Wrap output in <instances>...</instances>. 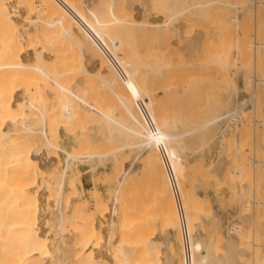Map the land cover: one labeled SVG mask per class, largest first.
I'll return each mask as SVG.
<instances>
[{
	"label": "bare ground",
	"instance_id": "6f19581e",
	"mask_svg": "<svg viewBox=\"0 0 264 264\" xmlns=\"http://www.w3.org/2000/svg\"><path fill=\"white\" fill-rule=\"evenodd\" d=\"M146 1L148 0H125L123 3H121V0H0V264H264V194L259 193L260 199L257 198L254 201H250L251 191H246L250 182L248 179V183L246 181V176L249 172L254 171L255 182H257V177L259 176L258 170L264 169V153H262L264 151V140H262L263 142L261 141L263 146H260L263 151L255 145L256 148L260 149L261 155H263L262 160H260V157L259 160L256 158L257 160L252 159L250 162L248 160L250 157H248L245 162V153H243L245 151V145L251 141L249 136L252 134L248 132L251 126L255 127L252 129H256V131L263 127L261 128L263 131L260 134H264V69H262L264 63L261 64L263 61L262 57L264 58V51L260 53L259 48H257L259 46L264 48V36H260L261 39L263 38L262 41H259L260 38L257 36L259 43L257 42L256 44L258 46L256 45L257 47L255 46L254 48H257L258 50L256 49L255 51H259L260 55H262L259 56L258 54V58L254 54L257 56L255 58L260 60L255 59V61L258 60L261 62L255 63L254 66L258 64L262 65V67L257 66L255 69V73L258 74L257 78L252 66L249 68L252 69L254 74L248 72L249 68L246 67L250 63H248L251 60L249 58L250 55L253 58V53L250 54L249 51L251 52L252 47H254L251 45V48L249 46L245 49V45H250L248 43L249 41L251 43L249 36L244 37L246 31H249V28L246 30L247 24L249 21L252 23L254 19L248 20L250 19L249 15L248 19L243 17L244 19L242 21L239 19L238 14L232 15L231 13L230 15L232 16H229L232 20L230 27L227 28L224 26L225 28L223 27L221 32L218 33L219 36H216L218 37L217 40L213 38L216 42L213 41L212 44H215L209 45L215 47L206 46L207 49L204 46H196L194 44V48H192L193 46L188 47L189 49L185 48L187 49L186 51H190L189 54L191 56L189 58L192 59L191 61H193V58H197L194 60L195 62L193 61L194 63L189 61V65L185 64L188 66H186L187 68L184 67L185 65L183 66L185 60L182 58L180 62L183 63V67L181 68L176 66L178 64H175L176 62L178 63L179 59L175 63L168 61L170 60L168 57H171L169 54H172L171 52L174 49L171 52L170 50L166 52L164 49L169 42L163 44L167 40L172 41L170 40L171 36L164 31L166 27L168 29L171 27L172 30L179 31L187 25V22H189L188 24H193V21L196 19L201 20L200 17L195 16L196 14L208 16V21H212L210 19L213 18V14L217 13L215 11L219 7L220 11L231 6L242 10L249 1L210 0L212 1L211 3L219 6L211 14L212 16L210 18L208 11H213V7L215 6V4L213 6L211 5V9H213L211 10L208 7L211 4L210 2L204 4L206 2H202L203 0H164L171 5L168 7L170 11L167 17L170 15L173 16L170 14L172 11L175 17L177 15L179 16V14H186L184 18L185 22L188 18L191 19V17L195 19H192L193 21L188 20L184 27L182 26L184 24L183 21L182 24L180 22L178 24L176 23L178 20H175V17L172 19L170 16L171 19L169 18V20L164 21L165 18L168 19L166 17L167 13L163 14L166 9H162V6L161 8L156 6L162 10V13H160L161 10H156L157 8H154L150 5L149 1ZM234 3L235 5H233ZM256 3V10L254 11L257 14L258 20L260 19V22L258 24L256 21L255 25H259L258 27L264 26V0L256 1ZM255 5L254 7L251 6V8H249V5V9L246 7L247 11L251 14L254 13L251 9L252 7L255 9ZM179 6L182 7V12L180 11V13H178ZM237 12L236 10L235 13ZM223 13L221 14L225 15ZM192 14H194V17L189 16ZM221 14L218 16V18L220 17L219 19L214 15L216 22L218 19L220 24V19H222ZM244 14H247V12L245 11ZM162 15H165V17L163 18ZM222 20L224 22V18ZM213 23L215 21L211 22L212 25ZM209 24L207 25L209 26ZM196 25L193 24V26L199 27ZM248 26L250 27L249 24ZM258 27V32H262L260 34L264 35V27L263 29H261L262 27L260 29ZM236 29L241 30L242 35L236 33ZM161 31H164L163 34ZM164 33H167V36ZM151 34L153 35L154 41L159 42L160 47L163 48L166 46L163 48L165 54L162 53L160 47L155 56L148 57L149 55L139 52V41L143 37ZM163 35L166 37L163 38ZM206 35L208 36V34ZM168 36H170V39ZM186 39L188 40V37ZM195 43L200 44V40ZM241 43L244 44L241 45ZM122 45H127L132 49V58L129 57V62L123 59L127 51L120 49ZM172 46H169L170 49ZM123 50L124 53L122 54L121 52ZM245 50L249 51L247 52ZM166 53H169L167 54L168 56ZM212 53L215 54V57ZM206 54L213 56H210V58L214 59H211L213 61L212 64L215 63L214 65H209L204 61ZM164 55L168 58L166 62L163 60L165 63L162 62L163 57H165ZM181 55L184 56V54ZM184 59H186V63L189 60L187 58ZM243 60L245 61V65H242L244 64ZM167 61L172 64L167 63ZM232 63L236 66L232 65ZM215 65L218 72L222 75V78L219 81L221 83L219 84L217 82L219 85L216 84L218 90H216L218 92V97H216L218 98V100L216 99L217 107L215 105V108H212L214 109L213 115L210 112L212 116L205 127L199 125V127H196V131H192V129H195L193 128L195 123H193L194 125H192L190 131L185 129V127H189L190 123L185 122L188 126H184L182 125L184 122H181L182 124L174 122L177 119L175 116L174 119L172 117L173 121L165 119L170 115L163 111L162 116L164 120L161 121L162 126L159 125L162 127L159 128V134H154V131L151 132L148 129L145 131L144 128H149L148 123H152L155 120L154 118H156L152 115L153 111L151 110L155 108L154 106L157 108L155 93L150 89L153 82L158 80V83H154V86L156 84L158 85L156 88H153H158L157 90L160 91L161 88L159 89V87L166 84L164 82L160 84V79H166L169 76V80H171L172 76V81L175 80L177 83L178 81L176 80L183 76L181 75V71H183L186 72L183 76L186 82L188 79L186 80L185 76H188V71L189 74L190 71H193L192 74L195 71L202 74L204 71L206 72V66ZM189 66H191L190 69H188ZM126 68L128 70L130 69V71L129 73L127 72L128 76L124 77V79L126 78L125 81H122L120 79H123L122 74L123 76L126 74ZM142 68L144 70L146 69L145 73L143 72L144 70L142 71ZM122 70L125 71L123 72ZM227 70H229L230 74L232 72L237 74L239 71H244L243 81L246 86L255 82V89L250 90V98L251 101H254V105L250 104L249 101L247 102L250 106L253 105L255 112L262 107L259 111V116L255 117L251 115L254 110L250 114H246V112L245 114L241 113L245 109L244 106H247L246 104L248 103H233V95L239 89V84L238 79L232 78ZM120 71H122V74H120ZM173 74H178V78L175 79L176 75L173 76ZM200 79L202 80V78ZM200 79L198 80L197 86H195L197 89L203 87V80L200 82ZM120 81L122 82L120 83ZM172 81H170V84ZM117 82L123 87L119 85L117 87ZM86 85L88 86L87 89H85ZM246 86L245 88H247ZM136 88H138V94L135 95L134 92V96L132 97L131 93L133 92L131 91L133 89L135 91ZM247 89L249 91L250 88ZM79 92L81 95H84L85 99L81 100V95L78 94ZM155 92L157 91L155 90ZM101 93L106 97L105 102H108V100L110 102L111 98H115V104H113L114 101L112 100V104L105 107L107 111L105 114H101L103 117L98 116L95 110L97 107L96 101H99L96 99L98 98L97 95ZM180 94L174 92L173 98L175 100L179 99ZM86 99L89 102V106L91 105L90 108L87 106L89 109L87 107L85 108L88 105ZM83 101L86 102L84 103L86 105L82 103ZM166 101L170 103L167 99ZM158 103L160 104V102ZM156 108L154 109L155 113L157 111ZM108 110L109 113L110 110L112 112L114 111V114L112 112V114L110 113L114 117L112 116L110 118L111 115H108ZM173 111L175 112L174 109ZM171 112L168 111V113ZM222 113L227 114L223 124H220ZM171 115H174V113H171ZM102 118H104V121L107 119L108 123H103ZM99 120H102V124H105L106 127L101 126ZM141 122L143 124L147 122V127H144V130L140 131L144 126L142 124L140 130L138 128L133 129V131L138 130V132L134 135V138L130 137V139H135L136 142L134 144L127 141L124 142L125 140H130L126 137L128 133L125 134V132L123 133L122 131L121 133L120 131L122 129H130L132 131L131 127L133 126L134 128V125L137 124L139 126ZM58 124H61L67 132L70 130L75 135L78 133V137L73 135V137H76H74L75 139L85 137L84 140L81 139L83 141L77 139L81 144L76 140L79 144L78 147H80L79 149L75 148L79 150L78 152L83 150L84 147L81 148L83 144L85 146L91 144V147L92 144H102L103 148H105L104 152L102 147L97 146L103 150V153H100L96 146L93 148L90 147L89 151L88 149L86 151L89 153L84 154L85 157L89 158L84 159H86L85 161L89 160L90 166L86 164L91 168V172L94 175L97 171V159H101L102 161L110 159L113 166L120 160L122 164H125L126 160L122 158H124L123 156L127 151L132 152V149H134L136 152L137 149L139 150L149 145L150 147L154 145L166 146L164 163H173L178 168L175 174L176 182L178 181V185L181 183V186L184 185L185 187L178 188L176 184L177 189H171V184H168L171 182V179L168 177L170 179H167L169 181L168 183L164 182L163 184L162 182L161 184L163 186L160 184L162 187H165V183H167L166 191L162 187L159 191L154 193L152 191V196L163 199V201H161V198V200H158V202L161 201L162 209L158 205V207L156 205V207H153V205H126L128 204L127 200L130 201L129 197L127 198L129 196L127 189V196H125L127 192L123 189L122 191L125 192L124 195L118 192L112 193L106 198L101 196L102 193L99 192V194L98 191L92 190L94 192L92 193L94 205H84L85 201L82 199L84 194L81 189L83 185L80 179L76 180V175L79 172L75 169L76 164L80 162L78 161L80 158L78 155L80 154L77 153L74 147L73 149L78 155L74 154L72 149L70 151L67 148L60 147L57 141L59 140V131H56ZM84 124L89 125L90 129L92 127L91 132L88 130L92 137L91 141H89V137L87 139L85 136L87 134L83 133V136H80L81 134L79 135L82 131L87 130H82ZM99 127L104 131L100 132L101 129L99 130ZM80 128L81 131L79 130ZM118 130L119 132H117ZM130 130H128L129 134L131 133ZM152 130L158 131V127L157 129L154 127ZM190 132H195L194 135H196L193 136ZM118 133H121V136L122 134L126 136L121 137ZM133 133H131L132 136ZM129 134L128 136H131ZM152 137H155L153 139H156V137L159 138L151 141L150 138ZM120 138H122L121 141ZM139 138H142L144 141L141 142ZM248 138H250L249 141ZM217 142L220 144L218 150L220 158L219 160L217 159V162L210 163L211 166L208 164V166L203 165L204 162H199L200 164L197 163L199 166L195 167L192 161L188 159L189 154H192L194 157L195 154L205 152L208 147ZM167 145L172 146L168 147ZM58 151L64 152L67 156L68 162L66 163L64 161L66 164H61L60 153L58 154ZM91 151L92 153H90ZM145 151L148 153L147 150ZM140 152L143 153L142 149ZM248 152L250 154V151ZM164 153L162 154L164 155ZM126 155L129 156L130 152ZM150 156L154 155L150 154ZM223 156H237L239 158L241 156V159L233 157V163L230 165L223 160ZM82 159L81 162H84ZM70 160L78 162H75L76 164L73 167ZM120 162L119 164H121ZM261 163L263 169L258 166ZM197 172L204 180L208 181L211 177L214 178L216 186L219 184L218 186L226 185L230 187L232 193L231 200L238 203V205H235V208H239L241 217L239 215L240 213L238 215L242 222L227 228V242L223 241V231L219 230L217 232V229H221L218 228L220 227L218 225L220 219L212 211L209 200L206 201L203 196L195 195L196 193H193L190 189L192 186L190 184L192 181L191 178L193 177L195 179L199 177ZM183 175L186 176L185 179ZM195 175L196 177H194ZM164 178L166 179L167 175ZM178 178H182L180 180L183 183ZM165 179H162V181H166ZM36 181L37 187L34 190L33 187ZM231 183L235 184L230 185ZM238 184L240 185V190L241 187L245 189L241 193L236 192ZM210 185H212V182ZM234 185H237V187ZM44 186L54 191V200H50L48 196L52 193H43ZM46 189L44 192H48V189ZM139 190L141 191L143 189L140 188ZM169 190L173 192L171 193L173 195L176 193V198L178 197V199L173 198V201H180V204L178 203L179 205L171 203L172 196L169 195ZM176 190L177 192H174ZM140 191L137 196L134 195V198L138 202H144L146 196H148L147 193L150 194V192L148 190L146 192ZM217 192L219 193V191ZM65 193H67L66 197ZM177 193L179 194L177 195ZM165 196L168 198H164ZM76 199L77 201L72 204ZM168 202L169 205H166ZM114 203L116 205H113ZM90 206H93L92 208L95 209L94 215L96 214L102 219H105V225L101 221L97 225L90 220L91 217H87L91 210ZM246 211H251V215ZM127 214L128 217L126 216ZM244 214L246 216H243ZM207 216L210 218L209 220L206 219ZM203 217L209 222H204ZM115 219L117 220L115 221ZM153 221L155 223L157 221L158 223L160 221V224L162 223L161 225L164 230L160 229L161 226H158V229L161 232L165 231L168 235L166 236L164 234L166 238L163 241L157 240L159 235L155 239L153 231L157 226H153ZM206 223L209 226L211 225L208 234H206L205 230ZM151 224H153L152 227ZM220 231L222 232L220 233ZM172 232L175 233L173 234L176 236V240H179V243L181 242V245H179L180 248L176 249L172 244L170 245L169 237L172 235ZM247 254L249 256L248 258L245 257Z\"/></svg>",
	"mask_w": 264,
	"mask_h": 264
},
{
	"label": "rangeland",
	"instance_id": "374dc122",
	"mask_svg": "<svg viewBox=\"0 0 264 264\" xmlns=\"http://www.w3.org/2000/svg\"><path fill=\"white\" fill-rule=\"evenodd\" d=\"M125 0H121V3H123ZM149 1V3H150V5L151 6H153L154 8H161V6H162V9L164 8V10H165V12L163 13V14H166V17L168 16V13H169V11H170V8H168V7H170L171 5L169 4V3H166L164 0H160V2H159V0H148ZM148 1H146V2H148ZM247 1H249V2H251L250 4H249V2H247V5L246 6H244V10L242 9V10H238L237 8H235V6H231L229 9L228 8H224V10H221L222 12H224L225 13V15H222L221 13V11L219 10L220 9V7L217 5V4H215V3H211L212 1H210V0H203L202 2H206V3H204V4H207V3H211L208 7L211 9V5L213 6V4H215V6L213 7L214 8V10L213 9H211V10H213V11H208V15L210 16V18H211V14H213V12L218 8V10H219V12H221V13H219L218 12V10L217 11H215V12H217V13H215V14H213V18H211L210 20H212L213 22L215 21V23H213V25L211 24V22L212 21H208V16H202V15H198V14H196L195 16L196 17H200V19L203 21H201V20H195V19H193L192 17H191V19H189L188 17V19H187V21L188 20H195V21H193V24L194 25H198L199 27H195V26H193V24L191 23V24H188L189 22H187V25H190V26H187L186 25V22H185V20H184V18H185V16H186V14H179V16L177 17H175L174 15V13L171 11L170 12V14H172L173 16H171L172 17V19L175 17V20H178L176 23L178 24V22H180L181 24H182V21H183V27L184 28H182L181 30H179V31H181V32H179L178 30V32L179 33H181V34H179L177 31H175L174 29L172 30V28L171 27H169V29H168V27H166V29L165 28H163V29H165L164 31L165 32H167L168 33V35H170L171 36V39L169 38L170 36H168V38L170 39V40H172L171 42L170 41H166V42H164V40H163V44H167L168 42H169V44H167V47L165 46V45H163V46H165V47H163V48H165L164 49V51H166L167 52V50H168V52H169V50H170V52L172 51V49H174L173 50V52H171L172 54H169V53H166V55L167 54H169V55H171V57L169 56L168 58L170 59V60H168V58H167V56L166 55H164L165 57H163V59H162V62H164L163 60H165V62H166V60H168V61H171V62H173V63H175L176 61H178L177 59H179V61H178V63L176 62L175 64H178V65H176L177 67H183L185 64H187V65H189L188 63H190V62H192V63H194L195 61L194 60H196L197 58H193V61H191L192 59H190L189 57L191 56V54H189L190 53V51H186L187 49H189L188 47H190V46H193L192 48H194L195 46H194V44H196V46H204L205 48H207V47H215V46H209V45H211L212 43H213V41H214V39L213 38H215L216 40H217V38L218 37H216V36H219V32H221V30H222V28L225 26V27H227V28H229L230 27V25L232 24V20L230 19V17L233 15V14H238V16H239V19L240 20H242V19H244L243 17H245V18H247L248 19V17L250 18V19H248V20H252L253 18V20H252V23H250L251 21H249V25H250V27L248 26V24H247V28H246V30L249 28V31L247 30L246 31V33L248 32V34H246L245 32V36L244 37H248L249 36V39L251 40V43H250V41L248 42L250 45H245V49H247V47H249L250 46V48H251V45H253L254 47H252L253 49V51L251 50V52L249 51V50H245V51H249V53L250 54H252L253 53V58H251V55H250V61H248V63L250 64H246L247 66V68H249L250 66H252V69H254L253 70V72L255 73V69H256V67L258 66H261L262 67V65L261 64H263L264 63V58L262 57V59H263V61H262V63L261 62H259L260 60L258 59L259 58V56H262V55H260V53H263V51H264V48H261L260 46L259 47H257L258 46V44H256L257 42H258V39H259V41H262V39H261V37L262 36H264V35H261L260 33H262V32H258V30H257V27L259 26V25H255V23H256V21L258 22V24H259V22H260V19L258 20V17H257V14H255L256 12L254 11V10H256V5H257V3H256V1H259V0H247ZM165 2V3H164ZM137 3V2H136ZM154 4V5H152V4ZM255 3H256V5H255ZM159 4V5H158ZM166 4V5H165ZM163 5H165L164 7H163ZM216 5H217V7H216ZM233 5H235V3L233 4ZM237 5V4H236ZM250 5V6H249ZM254 5H255V9H253V7H254ZM157 6V7H156ZM160 6V7H159ZM248 6H249V8H251V6H253L252 7V12H254V13H250V12H248L247 11V8H248ZM180 7V9L178 8V13H180V11L182 12V7L181 6H179ZM247 7V8H246ZM156 9V10H161V9ZM208 8V10H210ZM235 8V9H234ZM248 8V9H249ZM227 11H226V10ZM234 10H235V12H236V10L238 11L237 13H235L234 12ZM226 11V12H225ZM245 11L247 12V14H244L245 13ZM160 13H162V10H161V12ZM219 13V14H218ZM223 13V14H224ZM232 13V15H230ZM253 16H251L250 14ZM218 14V16L221 14L222 16V19L224 18V22H222L223 20L222 19H220L221 21V24L218 22V19L220 18H218V16H216ZM255 16H254V15ZM214 15L218 18L217 19V22H216V17H214ZM227 15V16H226ZM245 15V16H244ZM249 15V16H248ZM163 16V18L165 17V15H162ZM167 17L168 19H164V21H166V20H169V18L171 19V17ZM184 16V17H183ZM189 16H193L194 17V14H192V15H189ZM224 16V17H223ZM230 16V17H229ZM227 17V18H226ZM252 17V18H251ZM176 18H178V19H176ZM181 18V19H180ZM202 18H204V19H202ZM207 18V19H206ZM199 19V18H198ZM205 19H206V22H205ZM227 19V20H226ZM246 19V21H248ZM174 20V21H175ZM180 20V21H179ZM255 20V21H254ZM243 21V20H242ZM191 22V21H190ZM195 22V23H194ZM199 23V24H198ZM202 23L204 24L203 26H202ZM208 23H210L209 24V26L207 25ZM243 23V22H242ZM206 24V25H205ZM219 24H220V26H219ZM223 24V25H222ZM191 25H192V27H191ZM196 25V26H197ZM253 25V26H252ZM202 26V27H201ZM208 28H207V27ZM217 26V27H216ZM245 26V25H244ZM244 26H242V27H244ZM255 26H257V27H255ZM194 27V28H193ZM216 27V28H215ZM224 27V28H225ZM251 27H253V28H251ZM260 27H262L261 29H263V27L264 26H260ZM260 27H258L259 29H260ZM191 28H192V32H191ZM251 28V29H250ZM185 29H186V31H185ZM208 29V30H207ZM168 30V31H167ZM169 30H171V31H169ZM229 30V29H228ZM239 29H236V33H239V34H241L242 35V33L240 32L241 30H239ZM257 30V31H256ZM264 30V29H263ZM164 31H161V33L163 34V32ZM224 31V30H223ZM243 31H245L244 29H243ZM170 32V33H169ZM187 32V33H186ZM189 32V33H188ZM229 32V31H228ZM252 32H253V34H252ZM256 32V33H255ZM258 32V33H257ZM264 32V31H263ZM167 33H164V35H166L167 36ZM178 33V34H177ZM184 33V34H183ZM187 34V36H186V34ZM215 33V34H214ZM233 33V32H232ZM162 34H161V37H162ZM177 34V35H176ZM206 34H208V36H209V34H211L209 37L206 35ZM218 34V35H217ZM257 34V35H256ZM163 35V38L164 37H166V36H164ZM174 36V38H172L173 36ZM198 35V36H197ZM203 37H202V36ZM229 35H230V33H229ZM234 35H235V33H234ZM153 35L151 34V35H147V36H145V37H143L142 38V40H140L139 41V46H138V50H139V52H141V53H144V54H146V55H149L148 57H150V56H152V55H156V52L159 50V42H156V41H154V39H153V37H152ZM184 36H186V37H184ZM233 36V35H232ZM253 36V37H252ZM257 36L259 37V38H257ZM261 36V37H260ZM183 37V38H182ZM188 37V40L186 39ZM190 37H192V38H190ZM256 37V38H255ZM167 39V38H166ZM183 39H186V40H183ZM192 39V41H193V44L191 45V43H192V41H190ZM206 39V40H205ZM245 39V38H244ZM161 40V41H162ZM200 40V44H198V43H195L196 41H199ZM202 40H203V42H202ZM216 40L214 41V42H216ZM243 40V39H242ZM248 40V39H247ZM204 41H205V43H204ZM256 41V42H255ZM263 41H264V39H263ZM207 42V43H206ZM253 42V43H252ZM190 43V44H189ZM248 43H245V44H248ZM259 43V42H258ZM161 44V43H160ZM198 44V45H197ZM206 44V45H205ZM215 44V43H214ZM214 44H212V45H214ZM242 44H244V43H241V45ZM171 45H173L172 47H171V49H170V47L169 46H171ZM257 45V46H256ZM124 46V47H123ZM207 46V47H206ZM255 46L257 47V48H259V50H260V53H259V51L258 52H256L255 50L257 49H254L255 48ZM123 47V48H122ZM174 47V48H173ZM156 48V49H155ZM161 49H162V53H164L165 54V52L163 51V48L162 47H160ZM168 48V49H167ZM185 48H187V49H185ZM191 48V49H192ZM121 50L122 49H125V51H127V54H126V56H125V54H124V56H125V58H123V59H126V61L127 62H129V60H130V58L129 57H131L132 58V56H131V54L133 53L132 52V49L130 48V47H128L127 45L125 46V45H122L121 46V48H120ZM131 49V50H130ZM177 49V50H176ZM208 49V48H207ZM206 49V50H207ZM210 49H212V48H210ZM249 49V48H248ZM258 50V49H257ZM177 51H179V52H177ZM209 51V50H208ZM213 51V50H212ZM132 52V53H131ZM151 52V53H150ZM177 52V53H176ZM185 52V53H184ZM256 52V53H255ZM120 53V52H119ZM119 53H117L119 56H121V57H123L121 54H119ZM122 54L124 53V50H123V52H121ZM189 55H188V54ZM178 54V55H177ZM181 54H184V56L183 55H181ZM208 54H209V52H208ZM257 55L258 56V54H259V56H258V58H255V57H257V56H255V55ZM264 54V53H263ZM128 55V56H127ZM163 55V54H162ZM179 55H180V57H179ZM188 55V56H187ZM207 55V54H206ZM204 56V61H206L209 65L211 64V65H214V64H212V62L213 61H211V59L212 58H210V56H214L215 54H213L212 53V55H207V56ZM182 56V57H181ZM209 56V57H208ZM212 56V57H213ZM208 57V59H209V61H208V59H206ZM215 57V56H214ZM164 58H166V59H164ZM181 58L183 59V60H185L184 61V64L183 63H181L180 62V60H181ZM184 58H187V60H188V62L186 63V59H184ZM247 58V57H246ZM261 58V57H260ZM128 59V60H127ZM203 59V58H202ZM248 59V58H247ZM247 59H246V61H247ZM255 59H258L257 61H255ZM199 60H200V58H199ZM212 60H214V59H212ZM249 60V59H248ZM125 61V60H124ZM167 61V63H169ZM190 61V62H189ZM203 61V60H202ZM203 61V62H204ZM164 62V63H165ZM170 62V63H171ZM181 64H180V63ZM245 61L243 60V63H244ZM169 63V64H170ZM196 63H198L197 61H196ZM257 64V63H261L260 65L258 64V65H255L254 66V64ZM172 64V63H171ZM182 64H183V66H182ZM208 64H206V65H208ZM230 64H231V62H230ZM187 65H185L184 67H186ZM218 65V64H217ZM232 65H234L233 63H232ZM242 65H245V63L244 64H242ZM264 65V64H263ZM234 66H236V65H234ZM233 66V67H234ZM188 67V66H187ZM186 67V68H187ZM190 67L191 66H189V68L188 69H190ZM207 68V70H206V72H207V74H206V72L204 71V73H202V74H200L199 72H197V71H195L194 72V74H192V72L190 71V74H189V71H188V73H187V75L189 76H185V78H186V80L188 79V81H186L185 82V79H184V75H185V73L186 72H183V71H181V75H183V76H179L180 77V79L178 78V74L176 75V74H173V76L174 75H176V77H175V79H177L178 78V80H176V81H178L177 83L175 82V80H173L172 81V76H171V80H169L170 79V77L168 76V78L166 77V79H160V81H159V83L160 84H162L163 82L164 83H166L165 85H161L162 87H159V89H160V91L159 90H157V89H155L156 88V86L158 85V84H156V86H154L155 84L154 83H158L157 81H155V82H151L152 83V85H151V88L150 89H152V91H154V95L156 96L155 98V100H156V105H157V108H156V106H154L156 109H157V111H156V113H155V108L154 109H151L153 112H152V115L154 116V117H156V118H154L155 120L154 121H152V123H148V126H149V128L146 126L147 125V122H145V124H143L142 122H141V124L138 126V124L137 125H134V128H133V126L132 125H129V126H132L131 128H132V131L130 130V129H125V130H121L120 132L122 133V131H123V133L125 132V134H129V131L128 130H130L131 131V133H133V136L131 135V133L129 134V135H131V136H128V134H127V136L125 135V134H122V136L121 137H128L129 139H130V137H132V138H134V135L138 132V130H140V128L142 127V124L144 125L143 127H142V129L140 130V131H143L144 129H145V131L148 129L149 131H151V132H153L154 134L155 133H157V134H159V128H162V127H160L159 125H161L162 126V124H161V121L162 120H164L163 119V116H162V112L164 111V113H167V114H169L170 116H168L167 118H165V119H170V120H172L173 121V119L176 117L177 119H176V121L174 120V122H178V123H180V124H182L181 122H184L182 125H184V126H188L185 122H188V124H189V127H185V129H188V130H190L191 131V127H192V125H194L193 123H195V125L193 126V128H195V129H192V131L194 130V131H196V127H199V125L201 126V127H205V125L207 124V122L209 121V119L211 118V116L213 115V112H214V109H212V108H215V105H216V107H217V100H218V98H216V97H218V90H217V86H216V84H217V82L219 83V81H221V78H222V75L220 74V72H218V69H217V67H216V65L215 66H206ZM213 67V68H212ZM264 67V66H263ZM262 67V69H264ZM209 68V69H208ZM212 68V69H211ZM218 68H219V65H218ZM234 68H236V67H234ZM250 69V68H249ZM248 69V72H252V69H250L249 70ZM128 69L126 68V71L125 70H122L123 72L125 71V73L126 74H124V76H123V74H122V71H120L121 73L120 74H122V77H123V79H120V80H122V81H125V79H124V77H126V76H128V73H129V71H130V69L127 71ZM144 70V68H142V71ZM181 70V69H180ZM185 70V69H184ZM210 70V71H209ZM228 72H229V70H227ZM226 71V72H227ZM128 72V73H127ZM144 73L146 72V69L143 71ZM182 72H183V74H182ZM232 72V71H231ZM240 72V73H239ZM237 74H234L233 72L230 74V72L228 73L230 76H232V78H237L238 79V84H239V89L235 92V94L233 95V103L235 102V103H237V104H245V103H248L247 101H249V103L250 104H253L254 105V101H251V91L250 90H254L255 89V86H254V84H255V82H252L253 84H251V85H248V86H246V85H244L245 84V82L243 81V76H244V71H239ZM252 72V73H253ZM218 73V74H217ZM253 73V74H254ZM180 74V73H179ZM234 74V75H233ZM191 75V76H190ZM193 75V76H192ZM236 75V76H235ZM255 75H256V78H257V76H258V74H256L255 73ZM121 76V75H120ZM188 77V78H187ZM191 77H193L192 79H191ZM206 77V78H205ZM121 78V77H120ZM181 78H182V80H181ZM200 78H202V80H203V87L202 88H200V89H197V88H195V86H197V83L199 82L198 80L200 79ZM168 79V80H167ZM119 80V79H118ZM161 80H163V81H161ZM201 79H200V82L202 81ZM207 80V81H206ZM216 82H215V81ZM218 80V81H217ZM256 80V79H255ZM255 80H253V81H255ZM122 81H120V83L122 82ZM170 81H172L171 82V84H170ZM88 83H89V81H87ZM87 82H85L86 84H87ZM100 82V81H99ZM207 82V83H206ZM118 83V84H117ZM116 83V86L118 87V85L120 86V87H123V86H121L120 84H119V82H117ZM141 83V82H140ZM176 83V84H175ZM180 83V84H179ZM211 83V84H210ZM221 83V82H220ZM219 83V84H220ZM188 84V85H187ZM219 84H217V85H219ZM207 85V86H206ZM115 86V87H116ZM171 86V87H170ZM205 86V87H204ZM214 86V87H213ZM245 86L247 87V88H250L249 89V91H250V93H249V91H247L248 89L247 88H245ZM87 85H86V88L85 89H87ZM153 87H155V88H153ZM206 87H208V88H206ZM215 87H216V89H215ZM206 88V89H205ZM84 89V90H85ZM137 89L138 88H136L135 89V91H134V89L131 91V92H133V93H131V95H132V97L134 96V92H135V95H137L138 94V91H137ZM157 91V92H155V90ZM165 89H166V91H165ZM201 90V91H200ZM203 90V91H202ZM215 90V91H214ZM217 90V91H216ZM86 91V90H85ZM207 91V92H206ZM174 92H178V93H181L180 94V98L179 99H177V100H175L174 98H173V94H174ZM215 92H216V94H215ZM78 94H80L81 95V93L79 92ZM161 94H164V95H161ZM168 95V96H167ZM184 95V96H183ZM190 95V96H189ZM213 95V96H212ZM83 96V97H82ZM89 96H91V95H89ZM162 96V97H161ZM236 96V97H235ZM97 97L98 98H96L97 100H99L98 102L96 101V105H97V107L95 108V110H96V112H97V114H98V116H101V117H103L101 114H105L106 113V111H107V108H105V107H108V105H111L112 104V102L115 100V98H111L110 99V102H109V100H108V102L106 103L105 102V96H103L102 95V93L100 94V95H97ZM168 97V98H167ZM182 97H183V99H182ZM185 97H187V98H185ZM213 97V98H212ZM87 99H88V97H86ZM83 99H85V97H84V95L82 94L81 95V100H83ZM86 99V102L88 101ZM108 99V98H107ZM166 99L168 100V102H170V103H167V101H166ZM207 99V100H206ZM210 99V100H209ZM214 99H215V101H214ZM217 99V100H216ZM113 100V101H112ZM159 100V101H158ZM85 101V100H84ZM82 102L83 104L84 103H86V102ZM92 101V100H91ZM90 101V102H91ZM163 101V102H162ZM183 101V102H182ZM191 101H193V102H191ZM158 102H160V104L158 103ZM178 102V103H177ZM214 102V103H213ZM98 103V104H97ZM99 103H100V105H99ZM106 103V104H105ZM110 103V104H109ZM167 103V105H166V107H165V104ZM205 103V105H203ZM207 103V104H206ZM209 103V104H208ZM216 103V104H215ZM246 104L247 106H244L245 107V109H244V111L242 110V114L244 113L245 114V112H246V114H250V112H252L253 110H254V107H253V105H251L252 107H253V109H252V107L250 106V104ZM82 104V105H83ZM87 104L88 105H86V104H84V105H86L85 106V108L88 106L89 108L91 107V105L89 106V102H87ZM91 104V103H90ZM102 104H103V106H102ZM113 104H115V101L113 102ZM176 104V105H175ZM83 105V106H84ZM105 105H107V106H105ZM163 105V106H162ZM212 105H214L213 107H212ZM159 106H160V108H159ZM209 106V107H208ZM87 107V108H88ZM168 107H169V109H171L172 110V112H171V110H169L168 109ZM209 109H208V108ZM88 108V109H89ZM99 108V109H98ZM167 108V109H166ZM248 108V109H247ZM262 108V107H261ZM261 108H260V110H261ZM161 109V110H160ZM173 109L175 110V112L173 111ZM178 109V110H177ZM247 109V110H246ZM212 110V111H211ZM259 109H258V111L256 110V112H255V110L251 113V115H254L255 117L256 116H259L260 114H259V111H260ZM161 111V112H160ZM168 111L169 112H171L172 114L174 113V115H171V113H168ZM112 111L110 110V113H111ZM114 112V111H113ZM112 112V113H113ZM151 112V111H150ZM149 112V113H150ZM212 113V115H210L211 113ZM248 112V113H247ZM109 113V110H108V115L110 116L111 114ZM154 113H155V115H154ZM204 113V114H203ZM258 113V114H257ZM94 114H95V112H94ZM96 114V115H97ZM114 114V113H113ZM117 114V113H116ZM178 114V115H177ZM189 114V115H188ZM192 114V115H191ZM194 114V115H193ZM201 114V115H200ZM226 114L227 113H222L221 114V119H220V124H223V122H224V119L226 118ZM95 115V116H96ZM118 115V114H117ZM117 115H115V116H117ZM210 115V116H209ZM106 116H107V114H106ZM108 116V117H109ZM114 117V115H111L110 116V118L111 117ZM119 116V115H118ZM117 116V117H118ZM162 116V118H160ZM165 116H167V115H165ZM164 116V117H165ZM175 116V117H174ZM179 116V117H178ZM184 116V117H183ZM194 116V117H193ZM200 116V117H199ZM97 117V116H96ZM159 117V118H158ZM170 117V118H169ZM172 117H173V119H172ZM186 117V118H185ZM98 118V117H97ZM105 118V117H104ZM104 118H102L103 119V121L102 120H99L100 121V124H101V126L103 125L102 124V122L104 123V122H106V124L108 123L107 122V119L104 121ZM182 119V120H179V119ZM184 118H185V120H184ZM159 119V120H158ZM196 119H197V121H196ZM117 120H119L118 118H117ZM184 120V121H183ZM102 121V122H101ZM159 121V122H158ZM205 121H206V123H205ZM153 123H154V125H153ZM158 123V124H157ZM152 124V128L150 127V125ZM186 124V125H185ZM197 124V125H196ZM201 124H203V125H201ZM59 125V126H58ZM56 127H57V130L56 131H59L58 132V139L59 140H57L58 141V143H59V145H60V147L61 148H67V149H72L74 152V154H76V155H78L77 153H79L80 155H78V156H80V158H79V160L78 161H80L81 162V159H82V157H83V159H82V161L84 160V162H78V161H75L74 162V160H70V162H71V164L73 165V167H74V164H76V167L78 168H76L75 167V169L76 170H78V172L79 173H77V175H76V180H81V182H82V188L79 186V188H81L82 190H83V200L85 201V204L84 205H94L93 204V201H92V193H94L92 190H94V191H98V193L100 192V193H102L101 194V196L103 197V198H106L108 195H111L112 193H121L122 195H124L125 194V192H123L122 190L124 189V191H126V189H127V191L129 192V196H127L128 195V192L126 193V195L125 196H127V198L129 197V200L130 201H128L127 200V203L128 204H126V205H153V207H156L157 205L158 206H160L159 208L160 209H162L163 207H161L162 206V204H161V201H163V199L161 198V197H154V196H152L153 195V193L154 192H156V191H159L160 190V188L163 186L161 183L163 182V184H164V182H169L168 180H170L171 182H169L168 184H171L170 186H171V189H173V190H175V188H176V184L178 183V181L176 182V177H175V174L177 173V171H178V168H176V166L173 164V163H164V158H165V153H164V151H165V149H166V146H158V145H154V146H151L150 147V145L149 146H146V147H143V148H140L139 150L137 149L136 150V152H135V150L134 149H132V152L131 151H127V153H125V155L123 156L124 158H122V159H124V160H126L125 161V164L123 163H121L120 161V163L121 164H119V162H117L114 166H113V164H112V162L110 161V159H107L106 161H102L101 159L99 160V159H97L96 160V162H97V171L95 172V175L91 172V168L89 167L90 166V162H89V160H87V161H85L86 159H89L88 157H85L84 156V154H86V153H89V152H86L87 151V149H88V151H89V148L91 147V144L90 145H87V143H86V145L87 146H85V144H83V145H81V148L82 147H84L83 148V150H81V152H78L79 150H77V149H79L80 147H78L79 146V144L78 143H80L81 144V142H79V140L80 141H83L84 140V138L85 137H80L81 139H83V140H81V139H79V138H77V139H79V140H77V139H75L76 137L75 136H77L78 137V133H76L77 135H75L74 133H71L72 131H70V130H68V132H67V130L66 129H63L64 127L63 126H61V124H58ZM156 125V126H155ZM61 126V127H60ZM99 126V125H98ZM103 126H105V124L103 125ZM136 126V127H135ZM155 127V129H157V127H158V131H156V130H152V129H154V127ZM83 127V128H82ZM81 128H82V130L83 129H87V130H84V131H87V132H84V131H82L81 133H79V135L80 136H83L82 134L84 133V134H87V135H85L86 137H87V139H88V137H89V141H91L92 140V137L90 136V133H89V131L91 132V129H92V127H91V129L89 128V125H86V124H84V126H82ZM106 127V126H105ZM108 127V126H107ZM144 127H147V128H144ZM61 128V129H60ZM81 128L79 129L80 131H81ZM126 128H128V127H126ZM130 128V127H129ZM135 128H138V130H134L133 131V129H135ZM144 128V129H143ZM175 128V127H174ZM252 128H255V127H250V129H249V131L248 132H250L249 134H252L251 136H249L250 138H251V141H249V139L250 138H248V143L245 145V151L243 152V153H245V158L246 159H244V161L245 160H247V158L248 157H250V158H248V160L250 161H252V159L253 160H259L260 159V157H261V159L260 160H262L263 158V155H261V153H260V149H262L260 146L262 145L263 146V144H262V140H264L263 138H264V134H260V133H262V129L261 128H263V127H261V128H259V129H257V131H258V133H257V131H256V129H252ZM101 129V130H100ZM103 129H104V127H103ZM106 129V128H105ZM151 129V130H150ZM261 129V130H260ZM66 130V131H65ZM89 130V131H88ZM99 130H100V132L102 131H104V130H102V128H100L99 127ZM254 130V131H253ZM79 131V132H80ZM128 131V132H127ZM185 131V130H184ZM62 132V133H61ZM65 132H67V133H65ZM70 132V133H69ZM117 132H119V130L117 131ZM186 132V131H185ZM189 132V131H188ZM252 132V133H251ZM256 132V133H255ZM191 133V132H190ZM194 133L195 132H193V133H191V134H193V136H195L194 135ZM187 134H189V133H187ZM191 134H189L190 136H192ZM68 135V136H67ZM73 135H75L74 137H73ZM125 135V136H124ZM257 135V136H256ZM73 138H72V137ZM68 137V138H67ZM153 138H155V137H152V138H150L151 139V141L152 140H156V139H158L157 137H156V139H153ZM258 138V139H257ZM261 138V139H260ZM61 139V140H60ZM69 139V140H68ZM72 139V140H71ZM74 139H75V141H74ZM127 139V138H126ZM142 139V138H141ZM140 138H139V140L141 141V142H143L144 140L142 139L141 140ZM76 140L78 141V143L76 142ZM86 140V139H85ZM122 140V138H120V141ZM123 140H125V138H123ZM179 140V139H178ZM181 140V139H180ZM256 140H258V142H256ZM74 141V142H73ZM87 141V140H86ZM130 142L131 144H134L136 141H135V139H130V140H125L124 142ZM145 141H146V139H145ZM262 141V142H261ZM253 142V143H252ZM255 142H256V144H255ZM74 143H77V144H74ZM98 144H100V143H98ZM258 144H259V146H258ZM219 142H217V143H214L213 145H211L210 147H208L207 148V150H205V152H203V153H197V154H195V156L193 157V155L192 154H189L188 155V159L189 160H191L192 161V164L193 165H195V167L196 166H199V164L200 163H202V162H204L203 163V165L205 164V165H209V166H211V164L210 163H215V162H217V159L219 160V158H220V156H219V153H218V150H219ZM255 145H257V147L259 148L260 147V149H258V148H256V146ZM67 146V147H66ZM71 146V147H70ZM94 146H100V147H102V149L104 150L105 148H103V146H102V144L101 145H95V144H92V147L91 148H93ZM168 147H170V146H172V145H167ZM251 146V147H250ZM73 147H74V149L75 148H77V149H75V150H77V153L75 152V150L73 149ZM88 147V148H87ZM164 147V148H163ZM247 147H249V148H251V149H253V150H251V149H249V148H247ZM253 147V148H252ZM98 148V149H97ZM96 149L98 150V152H100V153H103V150L102 149H100L99 147H97ZM148 148V149H147ZM151 150H150V149ZM159 148H160V150H162V151H160L159 150ZM86 149V150H85ZM100 149V150H99ZM141 149H142V152L143 153H141L140 151H141ZM153 149V150H152ZM92 150V149H91ZM95 150V149H94ZM93 150V151H94ZM145 150H147V152L150 150V152H148V153H146V151ZM209 150V151H208ZM258 150V151H257ZM71 151V150H70ZM83 151V152H82ZM145 151V152H144ZM152 151H154V152H152ZM160 151V152H159ZM248 151H250V154H249V152ZM262 151H263V149H262ZM261 151V152H262ZM104 152H105V150H104ZM129 152H130V155L128 156V155H126V154H129ZM134 152V153H133ZM164 153V155L162 154V153ZM60 153V154H59ZM90 153H92V151L90 152ZM206 153V154H205ZM248 153V154H247ZM255 153H257V154H255ZM262 153H264V151L262 152ZM58 154H59V156H60V158H61V164L62 165H64V164H66L68 161H67V156L64 154V152L62 153L61 151H58ZM83 154V155H82ZM133 156H132V155ZM135 154V155H134ZM150 154L152 155H154V156H150ZM215 154V155H214ZM246 154H247V157H246ZM82 156V157H81ZM128 158H126V157ZM164 156V157H163ZM189 156H190V158H189ZM243 156V155H242ZM131 157V158H130ZM139 157V158H138ZM233 157H236V158H238V159H241V156H240V158L239 157H237V156H233ZM232 156H223V160H225L226 162H228L230 165H232V163H233V160H234V158H233ZM244 157V156H243ZM65 158V159H64ZM84 158H86V159H84ZM126 158V159H125ZM141 158V159H140ZM213 158V159H212ZM257 158V159H256ZM199 159H200V161H199ZM123 160V161H124ZM129 160V161H128ZM264 160V159H263ZM64 161L66 162V163H64ZM102 161V162H101ZM212 161V162H211ZM242 161H243V159H242ZM250 161V162H251ZM73 162V163H72ZM104 162V163H103ZM200 162V163H199ZM246 162V161H245ZM89 165H87V164ZM107 163V164H106ZM197 163H199V164H197ZM242 163V162H241ZM244 163V162H243ZM110 164V165H109ZM119 164V165H118ZM197 164V165H196ZM104 165V166H103ZM123 167H122V166ZM207 165V166H208ZM263 165H264V163H263ZM101 166V167H100ZM175 166V167H174ZM259 166V168L261 167L262 169H263V167H262V163H261V165H258ZM107 168V169H106ZM136 170V171H135ZM138 170V171H137ZM189 171H191V170H189ZM259 171V176L257 177L258 179H257V182H255V178H254V171L252 170V172L250 171H248L249 172V174L246 176V181H247V179L251 182H249V184H248V186L249 187H247L246 188V191L247 192H249V191H251V193H250V195H251V200L250 201H254V200H256L257 198H259V195L261 194V193H263L264 194V169L263 170H258ZM260 171H262V172H260ZM198 173V172H197ZM188 174V173H187ZM166 175H167V178L165 179L164 177H166ZM190 175V174H189ZM198 176L200 175L199 173L197 174ZM177 176V175H176ZM184 176V175H183ZM191 176V175H190ZM189 176V177H190ZM201 176V175H200ZM196 177V175L194 176V177H196L195 179L192 177L191 178V180L189 179V181H191V183L190 184H192V186L190 187V189L193 191V193H196L195 195H200V196H203L204 197V200H209V205H210V207L212 208V211L215 213V215L220 219V223L218 224V225H220V227H218V228H221V229H217V232H219V230H222V231H220V233L222 232L223 234H222V236H223V241H225V242H227V240H228V237H227V235H226V232H227V228L228 227H231V226H233L234 224H238V223H241L242 221H241V219H240V217H241V212H240V210H239V208H235V205H238V203H235V202H233L232 200H231V198H232V193H231V190H230V187H227L226 185H220V186H216L215 184V179L214 178H210V179H212L211 181H210V179L207 181V180H204V178H202V177ZM39 177V176H38ZM170 179H169V178ZM178 177V176H177ZM181 177V176H180ZM185 177L186 176H184L183 178L185 179ZM162 179H165L166 181H162ZM168 179V180H167ZM179 180L180 179H182V178H178ZM177 179V180H178ZM187 179V178H186ZM194 179V180H193ZM38 180H39V178H38ZM200 180H201V182H200ZM203 180V181H202ZM97 181V182H96ZM161 181V182H160ZM187 181V180H186ZM186 181H184V182H186ZM207 183H205V182ZM210 181V182H209ZM180 182H182L181 180H180ZM203 182V183H202ZM212 182V185H210V183ZM254 182V183H253ZM167 183H165V187H162V189H164L165 188V191H166V185H167ZM183 183V182H182ZM187 183V182H186ZM247 183H248V181H247ZM255 183H257L256 184V186H254L255 185ZM162 186H161V185ZM233 184H235V183H231L230 185H233ZM34 190H36V187H37V181L34 183ZM178 185V184H177ZM147 186H148V188H147ZM214 186V187H213ZM215 186H216V188H215ZM229 186V185H228ZM234 186H236L237 187V185H234ZM252 186V187H251ZM258 186V187H257ZM146 187V188H145ZM168 187V186H167ZM178 188H181V187H185L184 185H182L181 186V183H179V185L177 186ZM189 187H187L188 189H189ZM223 187V188H222ZM47 187L46 186H44V190L46 189ZM140 188H142L143 190H141V191H143V192H146V190H148L149 192H150V194L149 193H147L148 194V196H146V199H145V201L144 202H138V201H136V198H134V195L135 196H137L138 195V193H139V189ZM228 188V189H227ZM257 188H260V189H257ZM48 189V192H44V190H43V193L44 194H50V193H52V194H50V195H48L49 196V198H50V200H54V198H55V196H54V191L53 190H50L49 188H47ZM46 189V190H47ZM85 189V190H84ZM88 189V190H87ZM144 189H146V190H144ZM154 189V190H153ZM156 189V190H155ZM161 189V191H163ZM177 189V188H176ZM221 189V190H220ZM238 189V190H237ZM89 190H91L90 192H89ZM137 190V191H136ZM139 190V191H138ZM180 190V189H179ZM215 190H217V191H219V193L217 192V191H215ZM245 189H243L242 187H241V190H240V185L238 184V188H236V192L237 193H241V192H243ZM50 191V192H49ZM52 191V192H51ZM88 191V192H87ZM140 191V192H141ZM153 191V193L151 194V192ZM204 191V192H203ZM259 191V192H258ZM263 191V192H262ZM168 192H170V190L168 191ZM174 192H177V190L176 191H174ZM99 193V194H100ZM171 193H173L172 191L170 192V196H172L171 197V203H174V205H179L180 204V201H177L176 200V202H177V204H176V202H174L173 201V198L175 199L176 198V193H175V195H173V194H171ZM260 193V194H259ZM43 194V195H44ZM179 193H177V195H178ZM249 194V193H248ZM66 195H67V193H65V197H66ZM256 195H257V197H256ZM53 196V197H52ZM154 197V198H156V199H154V198H152V197ZM216 196V197H215ZM231 196V197H230ZM264 196V195H263ZM262 196V197H263ZM261 197V196H260ZM162 200H161V199ZM164 198H168L167 196H165ZM207 198V199H206ZM135 199V200H134ZM161 200V201H159L158 202V200ZM170 199V198H169ZM176 199H178V197L176 198ZM260 199V198H259ZM147 200V201H146ZM154 200H157V201H154ZM179 200H180V198H179ZM77 201V199L76 200H74L73 201V203L72 204H74L75 202ZM165 201H166V199H165ZM169 201V200H168ZM129 202H131L130 204H129ZM170 202V201H169ZM169 202L168 203H166V205H169ZM165 203V202H164ZM163 203V205H165ZM170 203V204H171ZM179 203V204H178ZM208 204V203H207ZM223 204V205H222ZM113 205H116V203H114ZM156 205V206H155ZM173 205V206H174ZM230 205H231V207H230ZM157 206V207H158ZM224 206V207H223ZM91 207V210H90V212L88 213V218H90L91 217V221H93L94 223H96L97 225L98 224H100V221L101 222H103V224L105 225L106 224V222L104 221L105 219H102L100 216H98V215H94V213H95V209L94 208H92L93 206H90ZM229 207V208H228ZM224 208H225V210H224ZM156 209V208H155ZM157 210V209H156ZM160 211V210H159ZM239 211V212H238ZM246 212H248V213H250L251 211H246ZM213 213V214H214ZM238 213H240L239 215H240V217H239V215H238ZM90 214V215H89ZM246 215H247V213H245ZM243 215V216H246V215ZM91 215H93V216H91ZM250 215H251V213H250ZM249 215V216H250ZM127 217H128V214L126 215ZM239 217V218H238ZM238 218V219H237ZM93 219V220H92ZM128 219V218H127ZM206 219H210V218H208V216L206 217ZM204 217H203V221L205 222H209V221H207ZM112 220H114V219H112ZM117 219H115V221H116ZM118 220H119V218H118ZM121 220V219H120ZM125 220H126V218H125ZM237 220V221H236ZM238 220H240V221H238ZM153 224H151V227H152V225L155 227V226H157V228L155 227V230L153 231L154 232V237H155V239H157V236H158V239L157 240H161V241H163L165 238H166V236H168L166 233H165V231H163L164 229H163V227H162V223L160 224V221H159V223H158V221H157V223H155V221H153L152 222ZM207 223H206V226H205V230H206V234H208L209 233V231H210V229H211V225L209 226V225H207ZM158 226L160 227V229H163L162 231L163 232H161V230L159 231V229H158ZM208 226V227H207ZM210 227V228H209ZM151 229V228H150ZM153 229V228H152ZM208 229V230H207ZM158 230V231H157ZM149 231H151V230H149ZM149 233V232H148ZM152 233V232H151ZM163 233V234H162ZM174 232H172V235L169 237L170 238V245L172 244V246H174L176 249L177 248H180L179 247V245H181L180 243H179V240L177 241L176 240V236L173 234ZM166 236H165V235ZM164 235V236H163ZM160 237V238H159ZM174 244V245H173ZM224 253V252H223ZM245 257H249L248 256V254L247 255H245Z\"/></svg>",
	"mask_w": 264,
	"mask_h": 264
}]
</instances>
